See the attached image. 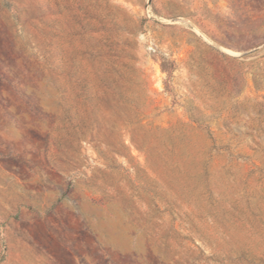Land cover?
I'll return each mask as SVG.
<instances>
[{"label":"rangeland","instance_id":"1","mask_svg":"<svg viewBox=\"0 0 264 264\" xmlns=\"http://www.w3.org/2000/svg\"><path fill=\"white\" fill-rule=\"evenodd\" d=\"M0 264H264V0H0Z\"/></svg>","mask_w":264,"mask_h":264}]
</instances>
